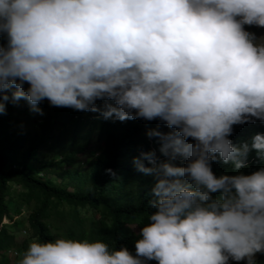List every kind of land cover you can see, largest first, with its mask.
<instances>
[{"label":"clouds","instance_id":"1","mask_svg":"<svg viewBox=\"0 0 264 264\" xmlns=\"http://www.w3.org/2000/svg\"><path fill=\"white\" fill-rule=\"evenodd\" d=\"M245 26L264 28V0H0V115L21 100L44 115L46 100L171 129L147 133L166 159L133 158L155 181L134 253L34 239L19 264H257L264 167L241 170L252 151L264 160V134L230 139L264 123V38ZM217 162L236 174L217 176Z\"/></svg>","mask_w":264,"mask_h":264},{"label":"trees","instance_id":"2","mask_svg":"<svg viewBox=\"0 0 264 264\" xmlns=\"http://www.w3.org/2000/svg\"><path fill=\"white\" fill-rule=\"evenodd\" d=\"M40 107L44 115L31 112L23 100L8 102L0 115V264H8L7 250L16 253L17 248L23 255L34 239L58 237L98 240L117 250L126 245L134 253L138 230L153 211L149 200L155 181L137 170L133 158L156 151L166 159L158 138L147 133L171 129L159 121L104 120L98 113L51 107L46 100ZM257 133L264 134L260 121L234 126L230 139L235 145L251 143ZM42 150L51 156L42 158ZM248 165L241 170L245 174L264 167V160L252 151ZM212 168L217 176L236 174L222 162ZM15 228L27 236L16 241Z\"/></svg>","mask_w":264,"mask_h":264},{"label":"rangeland","instance_id":"3","mask_svg":"<svg viewBox=\"0 0 264 264\" xmlns=\"http://www.w3.org/2000/svg\"><path fill=\"white\" fill-rule=\"evenodd\" d=\"M253 32L256 34L258 38L260 37L264 38V28H257ZM95 142H96V139L92 137V139L90 140V144H94ZM40 156L42 158H49L51 156V153L46 150H42V153ZM52 179H55V178H52ZM23 214L24 212L22 211L21 215ZM13 234H14V238L16 241H21L23 238L27 236L26 230H23L22 228L20 229L15 228L13 231ZM14 249H16V253L12 249L7 251V255L9 259L8 264H19L20 260L23 257L22 253H20V251L17 248H14ZM256 260H257V264H264V254H257Z\"/></svg>","mask_w":264,"mask_h":264},{"label":"built area","instance_id":"4","mask_svg":"<svg viewBox=\"0 0 264 264\" xmlns=\"http://www.w3.org/2000/svg\"><path fill=\"white\" fill-rule=\"evenodd\" d=\"M7 251H9V250H7ZM14 251V250H13ZM15 252V251H14Z\"/></svg>","mask_w":264,"mask_h":264}]
</instances>
